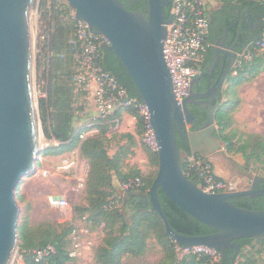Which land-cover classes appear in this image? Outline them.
<instances>
[{
    "label": "water",
    "instance_id": "obj_1",
    "mask_svg": "<svg viewBox=\"0 0 264 264\" xmlns=\"http://www.w3.org/2000/svg\"><path fill=\"white\" fill-rule=\"evenodd\" d=\"M64 1L75 11L77 21L87 23L91 32L106 38V47L122 62L149 111L158 170L146 196L129 193L133 214L138 212L137 206L141 209L150 206L178 245L185 249L205 247L222 256L228 248H240L235 240L264 237V211L239 208L230 202L237 197L264 196V188L255 189L256 183L263 180L252 179L253 189L207 193L186 176L182 164L189 154L182 152L181 158L176 141L178 130L189 139L192 155L210 158L222 151L215 116L218 108L225 105L224 94L235 84L234 69L239 64L236 45L225 43L228 30L215 43V62L209 68L205 91L200 84L202 76H198L192 83L190 96L179 104L164 55L167 25L171 23L165 9L170 0H147L148 19L139 11L127 10L119 0ZM34 2L0 0V264H11L17 253L20 220L17 189L25 177L37 174L39 158L46 150L39 144L42 124L32 80ZM39 3L40 0L37 6ZM237 14L241 15L240 9ZM242 14L250 16L248 9ZM218 67L219 78L213 83ZM189 104L199 106L207 115V121L197 132H187V126L195 120ZM45 143L49 147L46 138ZM159 189L178 208L216 232L205 236L175 232L159 201Z\"/></svg>",
    "mask_w": 264,
    "mask_h": 264
},
{
    "label": "trees",
    "instance_id": "obj_2",
    "mask_svg": "<svg viewBox=\"0 0 264 264\" xmlns=\"http://www.w3.org/2000/svg\"><path fill=\"white\" fill-rule=\"evenodd\" d=\"M127 10L139 11L148 19L147 0H119ZM220 7L215 10L210 19V48L204 62L201 64V75L208 77L209 68L215 61L214 46L217 36L224 35L228 29V40L238 41L237 52L264 35V0H216ZM171 2V0H170ZM237 9L249 10L252 24L243 26L236 24L239 17ZM71 8L68 4L57 6L52 0H42L39 5V45H38V85L40 91L39 115L44 136L51 142L43 155H61L69 153L80 146L81 156L89 163L90 170L87 180L88 201L86 206L75 209L77 215L87 214L94 224L102 222L107 234L95 251L96 264H123L124 257L141 258L146 255L149 240L155 239L162 249V258L156 264H256L251 254H245L252 244L264 241V237L246 238L233 241L240 248H228L225 256L216 252L217 257L206 253L181 254L182 246L174 242L166 233L163 220L151 210L136 207L138 211L131 222H128L124 212V202L117 195L115 181L125 182L131 178L140 177L145 188L150 189L157 174L158 155L145 142V122L141 114L132 107H118L116 111L126 110L136 118L138 135L143 141L147 153L148 168L154 172L143 173L140 170L123 172L122 156L110 157L106 146V132L109 130L110 116L101 119L88 117L89 105L87 92L78 89L76 77L85 70L77 62L80 54V42L76 38V22L70 17ZM170 16V6L165 9ZM75 41V43H73ZM95 65L110 73L121 85L127 97L142 102L139 92L127 74L119 58L106 46L100 47V56ZM237 78L252 81L264 73V53L256 54L252 60L238 61ZM239 99L231 107L220 106L216 112V124L220 127V140L227 152L242 154L247 161L252 159L264 171V137L260 134H243L239 146L235 147L233 138L236 136L229 130L234 124L235 112ZM102 128L101 136L88 137L80 140V133L92 128ZM228 132V133H227ZM176 141L179 153L192 155L184 138L176 131ZM183 170L186 176L200 185L195 176L189 174L188 164L184 161ZM260 188H264V178ZM109 189V190H107ZM158 198L171 228L185 236H205L216 232L213 228L202 224L173 204L159 189ZM118 202L119 207L113 205ZM235 206L252 211H264V196L257 198L237 197L230 200ZM27 226V225H25ZM59 227V228H57ZM39 228L20 227L21 240L19 256L25 264H67L72 261L69 256V236L72 225ZM53 246L55 253L47 260L36 263L33 259L35 250ZM264 264V263H263Z\"/></svg>",
    "mask_w": 264,
    "mask_h": 264
},
{
    "label": "built area",
    "instance_id": "obj_3",
    "mask_svg": "<svg viewBox=\"0 0 264 264\" xmlns=\"http://www.w3.org/2000/svg\"><path fill=\"white\" fill-rule=\"evenodd\" d=\"M57 6L67 4L64 0H52ZM215 0H171L170 20L167 25V37L164 42V55L166 63L173 78L174 94L177 102H182L190 96L193 81L201 75V64L204 62L210 48L208 38L210 35L211 6ZM70 17L76 22V38L80 42V54L76 56L77 62L85 70L76 77V86L87 92V102L93 103L98 111L94 119L105 121L118 107L135 108L145 122V143L154 151L157 144L153 128L150 124L148 108L143 102L127 97L125 89L119 85L117 80L101 67L95 65V60L100 56V47L107 46L108 41L100 34L90 31L87 23L76 20L75 11L71 9ZM75 43V41H73ZM264 53V35L247 46L243 51L237 52V61L252 60L256 54ZM95 127L80 133V140H86L92 133L96 132ZM188 164L189 174L195 176L198 185L207 193H224L234 191L231 183L222 179L215 171L212 160L208 157L191 155L185 159ZM56 170L69 178L70 174L78 176L77 190L84 187L83 177L86 174L85 164L81 167L78 158H63L56 167ZM44 177H48L49 172L44 171ZM120 188L124 192L146 196L149 189L145 188V183L140 177L131 178L128 181L120 182ZM50 206L59 209L68 207L64 198L50 196L48 198ZM113 205L119 207L118 202ZM93 220L87 214L78 215L72 221V231L69 236L70 253L72 260H83L85 252L90 250L91 243L85 237L90 233L84 225H92ZM184 253H206L217 257L216 252L205 247H193L179 249ZM55 253L53 246H47L35 250L33 259L36 263L47 260ZM212 253L215 255H212Z\"/></svg>",
    "mask_w": 264,
    "mask_h": 264
},
{
    "label": "rangeland",
    "instance_id": "obj_4",
    "mask_svg": "<svg viewBox=\"0 0 264 264\" xmlns=\"http://www.w3.org/2000/svg\"><path fill=\"white\" fill-rule=\"evenodd\" d=\"M42 0H40L41 3ZM39 3V5H40ZM216 0L215 3L216 4ZM39 5L35 6V34H34V53H33V71H32V80L35 85L34 91L35 96L37 99V102L39 103L40 99V91H39V85H38V72H37V60H38V45H39ZM37 10V11H36ZM262 84L259 83L261 86L264 85V77L261 78ZM249 83L252 84L250 81ZM253 85V84H252ZM261 90V88L259 89ZM254 90L251 92L252 94H255ZM262 96L264 97V87L262 88ZM241 103L238 102L237 108L235 112H233L232 116L234 119V116L237 112H240V109H238ZM242 111V110H241ZM264 118V115L262 116ZM249 122H243L241 119L240 123L235 122L232 126V128L229 130L232 134H235L236 136L233 138L234 146H239V139L241 135L243 134H252V129L249 124ZM258 128H262L264 132V120L261 119L258 123ZM255 128V127H254ZM41 133L44 138V144H41L40 146L45 149H48L50 147H46L45 143V136L43 133V128L41 126ZM217 132L220 138V127L217 125ZM258 134V133H253ZM262 135V134H260ZM264 137V135H262ZM221 144L223 142L220 140ZM51 144V142H50ZM225 147V145L223 144ZM223 147V148H224ZM80 146H78L73 152L71 153H64L59 156V158L54 162L50 164V167L56 168L61 161L62 158L67 156H72L75 158H78ZM225 152L228 154L230 163L227 164V167L230 168L231 174L229 177V183H231V187L235 188L236 190H246L250 189L251 183H253L252 179L254 178H264V171L261 170L260 166L255 162L254 159H252L250 162L247 161L242 154L235 153V152H227L225 149ZM43 153L41 154V156ZM52 156V155H50ZM61 157V158H60ZM79 159V158H78ZM81 167L83 164L87 167L86 174H81L80 177H83L84 180V187L81 190H77V184H78V176H75V174H70L69 178L64 177H54V178H48L44 177L43 174L38 175L36 178L35 175H29L25 177L21 183V185L18 187L16 192V198L17 202L20 208V220L18 225V235H19V228L20 227H30L31 228H39L42 230L43 228L48 227H57L65 226L67 224H72V221L75 219L76 216H78L75 212V209L81 206H86L88 201V193H87V180L89 175L90 166L86 159L81 157L80 159ZM158 170V169H157ZM147 173L154 172L153 169H147ZM243 174V175H242ZM120 183V182H119ZM118 189H120L118 184ZM109 190V189H107ZM50 196H57L64 198L67 203L68 207L65 209H59L56 207L50 206L48 202V198ZM126 215V213H125ZM133 214L131 216L126 215V218L128 222H131L133 220L132 218ZM27 225V226H25ZM85 228L89 229L90 233L86 235L85 239L91 243L90 250L85 252V257L83 260H72L68 262L67 264H96L94 261V254L98 246L101 244L103 238L107 234V230L104 227V224L102 222L98 224L92 225H84ZM59 228V227H57ZM20 236L18 240V248L17 253L14 256L11 264H25L23 261V258L19 256V249H20ZM252 248L248 249V251L245 252V254H251L252 259L256 261V264H263L264 263V241L256 242L252 244ZM212 255H214L212 253ZM215 256V255H214ZM213 257V256H212ZM162 258V249L158 242H156L155 239L149 240V247L148 251L145 256L141 258H133V257H124L123 258V264H156L160 259ZM238 262H241L239 259L237 260L236 264Z\"/></svg>",
    "mask_w": 264,
    "mask_h": 264
},
{
    "label": "crops",
    "instance_id": "obj_5",
    "mask_svg": "<svg viewBox=\"0 0 264 264\" xmlns=\"http://www.w3.org/2000/svg\"><path fill=\"white\" fill-rule=\"evenodd\" d=\"M217 2V1H216ZM215 1L212 3L211 6V15L212 13L217 10L220 5L217 2L214 4ZM217 41V39H216ZM215 47V46H214ZM215 62V61H214ZM223 62V58L220 61V65ZM264 77V73L259 75L257 78L253 79L251 83L245 79L237 78L236 68L234 69V86L230 89L228 93H225L222 102L225 103L224 107H231L235 100L238 98L239 102L241 103L240 112H237L234 116V120L237 123L241 122H249L248 124L253 127L252 132L264 135L262 128H258V123L261 119L264 120L262 117L264 115V97L262 96V88L259 83L262 84L261 78ZM228 85L225 86V88ZM261 88V90H259ZM254 90L255 94L251 95V92ZM223 107V106H222ZM237 108V107H236ZM242 110V111H241ZM89 113L88 117L90 119H94L98 115V111L93 103H89ZM136 118L126 110L116 111L113 110L112 114L110 115V124L109 130L105 133L106 134V146L108 155L110 157H114L117 154L122 156L123 159V172H128L130 170H140L143 173H147L146 170L148 169V159L147 153L143 147V141L141 140L140 136L138 135L137 123ZM255 127V128H254ZM94 128V127H93ZM102 128H95L96 132L92 133L89 137L97 138L100 137ZM145 142V141H144ZM222 144V151L216 154L213 157H210L214 164L215 171L217 174L224 179L225 181L229 182V177L231 174V170L227 167V164L230 163V159L228 154L225 152V147L223 148ZM73 152V151H72ZM71 153V152H69ZM66 154V153H65ZM70 156L64 157L69 158ZM72 157V156H71ZM81 152L79 150L78 158L80 159ZM184 157V155H183ZM59 156H50V155H42L39 158L38 163V172L34 178L38 175H41L44 171H48L49 175L48 178H60L64 177L61 173H59L56 168L50 167L51 163H54ZM61 158V157H60ZM63 159V158H62ZM61 159V160H62ZM61 162V161H60ZM59 162V163H60ZM119 181H115V186L117 188V195L120 196L125 204L124 212L126 215L131 216L133 214L132 209H130L129 205H131V198L129 197L128 192H124L121 188L118 189ZM120 187V185H119ZM236 189L234 188V191ZM134 217V214L132 218Z\"/></svg>",
    "mask_w": 264,
    "mask_h": 264
},
{
    "label": "flooded vegetation",
    "instance_id": "obj_6",
    "mask_svg": "<svg viewBox=\"0 0 264 264\" xmlns=\"http://www.w3.org/2000/svg\"><path fill=\"white\" fill-rule=\"evenodd\" d=\"M243 12H244V10L241 11V15L238 14L239 17L236 20V24H241L243 26H250L252 24L251 16H247V15L246 16H242L243 15L242 14ZM220 38H223V35L217 36V40H219ZM225 43L227 45H229V44H231V45H237L238 41L231 42L227 38L225 40ZM214 55H215V47H214ZM219 72H220V67H218L216 69L215 73H214L213 83L219 78ZM208 75H209V73H208ZM200 84H201L202 91H205L206 86H207V76L205 77L204 75H202V78L200 80ZM210 96L212 97V94ZM188 107H189L191 113L195 116V120L193 121V123H192L191 126H187V132H197V131H199V130L202 129L203 124L207 121L206 112L203 111L199 106H196L195 104H189ZM176 131H178V130H176ZM216 134L218 135V132ZM181 136L185 140V145H187L188 149L192 153V149L193 148L191 146V143H190L189 139L186 138V137H184L183 135H181ZM196 148L198 149V147H196ZM197 156H202V155L199 154ZM261 185H262V183L257 182L256 185H255V189H262V188H260ZM253 188H254L253 183H251L250 189H253ZM130 203H132V201Z\"/></svg>",
    "mask_w": 264,
    "mask_h": 264
},
{
    "label": "bare ground",
    "instance_id": "obj_7",
    "mask_svg": "<svg viewBox=\"0 0 264 264\" xmlns=\"http://www.w3.org/2000/svg\"><path fill=\"white\" fill-rule=\"evenodd\" d=\"M37 3H38V0H35V2L33 3V8H32V28H33V40H34V34H35V28H36V26H35V19H36V17H35V6L37 5ZM38 135H39V144L41 145V144H44V138H43V135H42V133H41V131H40V129H39V132H38Z\"/></svg>",
    "mask_w": 264,
    "mask_h": 264
}]
</instances>
